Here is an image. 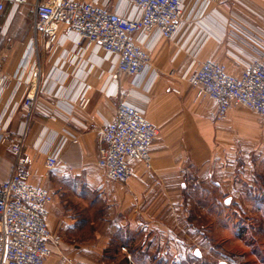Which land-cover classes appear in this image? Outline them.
Listing matches in <instances>:
<instances>
[{
  "label": "crops",
  "instance_id": "crops-1",
  "mask_svg": "<svg viewBox=\"0 0 264 264\" xmlns=\"http://www.w3.org/2000/svg\"><path fill=\"white\" fill-rule=\"evenodd\" d=\"M35 1L17 5L4 0L0 12V74L8 80L0 85V123L8 133L22 136L33 182L52 192L47 225L60 245L44 264H67L62 257L72 264H103L116 233L128 238L138 224L146 232L165 234L179 206L187 162L197 172L231 152L234 141L224 138L233 133L240 138L235 139L240 152L245 135L264 139V124L230 131L232 121L214 122L209 113L216 104L194 99L188 81L205 60H218L239 74L264 54V0H183L188 19L172 39L156 30L137 35L151 62H161V73L149 66L140 75L120 73L116 79L110 73L112 57L98 48L80 49L68 35L50 47L44 35L34 41L30 4ZM85 1L134 14L125 0ZM6 6L11 10L2 19ZM128 77L137 79L129 83ZM119 90L158 128L150 147L151 168L130 160L131 177L124 184L108 180L97 165L99 127L115 117ZM26 95L35 103L29 117L21 107ZM81 96L89 99L84 108L78 105ZM52 154L58 162L48 169L46 159ZM14 160L9 146L0 144V181Z\"/></svg>",
  "mask_w": 264,
  "mask_h": 264
},
{
  "label": "built area",
  "instance_id": "built-area-1",
  "mask_svg": "<svg viewBox=\"0 0 264 264\" xmlns=\"http://www.w3.org/2000/svg\"><path fill=\"white\" fill-rule=\"evenodd\" d=\"M125 1L134 14H121L85 0H36L30 4L32 37L35 41L44 35L50 47L60 35H68L80 49L92 46L110 55L114 79L120 73L140 75L150 66L151 58L137 42V35L156 30L162 38L172 39L188 17L183 0ZM13 2L18 5L27 0ZM4 6L0 0V12ZM188 81L194 99L208 98L216 104L209 113L214 121L225 120L239 105L264 117V54L254 57L239 74L230 73L218 60H205L190 73ZM7 83L0 74V85ZM172 90L180 93L178 88ZM120 97L115 117L99 127L97 165L108 180L124 184L131 177L130 160L151 168L150 147L158 128L123 93ZM88 101L81 96L79 107H86ZM34 104L31 95L24 97L21 107L27 117ZM0 144L9 146L15 155L8 177L0 181V264H44L60 245L47 225L52 192L33 182L31 158L22 150V136L8 133L1 123ZM57 162V154L49 155L46 166L53 169Z\"/></svg>",
  "mask_w": 264,
  "mask_h": 264
},
{
  "label": "rangeland",
  "instance_id": "rangeland-1",
  "mask_svg": "<svg viewBox=\"0 0 264 264\" xmlns=\"http://www.w3.org/2000/svg\"><path fill=\"white\" fill-rule=\"evenodd\" d=\"M10 8L5 7L2 19ZM150 66L161 73V62L152 60ZM134 79L128 77V82ZM120 91L118 101L120 93L125 94ZM228 120L233 122L230 131H252V124H264V117L242 105L231 109L225 120L213 121ZM236 137L233 133L224 138L233 139L231 152L204 169L195 172L187 162L179 206L173 224L164 225L165 234L146 232L144 225L138 224L133 225L128 238L116 233L106 246L103 264H264V139L247 134L242 140L244 151L237 152L235 139L240 138ZM90 198L87 192L86 199Z\"/></svg>",
  "mask_w": 264,
  "mask_h": 264
},
{
  "label": "water",
  "instance_id": "water-1",
  "mask_svg": "<svg viewBox=\"0 0 264 264\" xmlns=\"http://www.w3.org/2000/svg\"><path fill=\"white\" fill-rule=\"evenodd\" d=\"M228 199H226V201H227ZM197 252H199V250L198 249H196L195 250V253H197ZM200 254V253H199ZM198 256V255H197ZM219 264H225L224 262H220Z\"/></svg>",
  "mask_w": 264,
  "mask_h": 264
},
{
  "label": "snow or ice",
  "instance_id": "snow-or-ice-1",
  "mask_svg": "<svg viewBox=\"0 0 264 264\" xmlns=\"http://www.w3.org/2000/svg\"><path fill=\"white\" fill-rule=\"evenodd\" d=\"M226 203H227V201H226ZM196 255H199V252H197Z\"/></svg>",
  "mask_w": 264,
  "mask_h": 264
}]
</instances>
